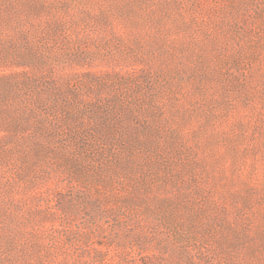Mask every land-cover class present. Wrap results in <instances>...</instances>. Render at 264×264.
I'll list each match as a JSON object with an SVG mask.
<instances>
[{
  "label": "rangeland",
  "instance_id": "rangeland-1",
  "mask_svg": "<svg viewBox=\"0 0 264 264\" xmlns=\"http://www.w3.org/2000/svg\"><path fill=\"white\" fill-rule=\"evenodd\" d=\"M188 257L264 264V0H0V264Z\"/></svg>",
  "mask_w": 264,
  "mask_h": 264
},
{
  "label": "trees",
  "instance_id": "trees-1",
  "mask_svg": "<svg viewBox=\"0 0 264 264\" xmlns=\"http://www.w3.org/2000/svg\"><path fill=\"white\" fill-rule=\"evenodd\" d=\"M190 259H192L191 257H188V260H189V262H190V264H200V262H196V261H192V260H190ZM68 262L69 261H64V262H62V263H60V264H68ZM70 264H75V263H73L72 261L71 262H69Z\"/></svg>",
  "mask_w": 264,
  "mask_h": 264
}]
</instances>
